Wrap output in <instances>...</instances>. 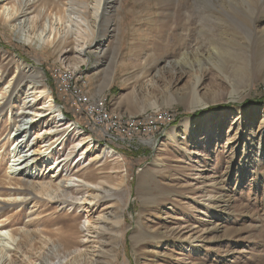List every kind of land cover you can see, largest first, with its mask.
<instances>
[{
    "label": "rangeland",
    "instance_id": "obj_1",
    "mask_svg": "<svg viewBox=\"0 0 264 264\" xmlns=\"http://www.w3.org/2000/svg\"><path fill=\"white\" fill-rule=\"evenodd\" d=\"M24 1L36 3L28 15L13 23L0 18V196L7 200L0 202V223H7L0 236V264L57 263L63 254L51 234L67 232L68 225L78 233L76 241L85 239L91 213L76 209L70 197L64 203L60 196L64 186L82 182L71 180L70 172L84 177L88 169L94 174L92 182L110 190V199L94 210L107 214L110 226L95 239L93 262L86 264H264V161L259 148L264 128L258 127L264 115V49L247 37L241 11L228 13L223 0H107L108 24L102 26V35L89 33L91 45L105 40L103 55L92 48L83 62L75 53L74 22L78 16L89 17L91 0H49L45 5L42 0ZM250 2L249 8L257 7L258 20L264 0ZM35 7L42 9L41 16ZM202 8L206 15L200 13ZM220 32L234 39L237 60L220 58L211 50ZM48 35L58 38L59 48L44 42ZM68 35V43L60 48ZM242 43L251 48L242 49ZM191 44L201 47L200 57L207 52L204 66L191 57L182 59ZM143 54L148 62L142 61ZM31 68L41 73L39 89L32 88L35 81L27 72ZM202 69L208 71L195 93V76ZM56 70L73 74L72 92L83 90L91 105L106 100L108 110L120 119H168L157 130L128 140L104 138L89 116L76 111L72 95L62 92ZM48 98L64 119L80 126V134L97 143L96 153L111 150L121 161L115 163L106 151L90 167L82 151L69 156L78 139L65 131L58 137L46 134L54 126L52 116L46 117ZM39 110L44 117L35 112ZM238 119L243 120L248 143L234 157ZM18 126L27 128L23 143L30 141L22 151L30 157L24 174L16 166L21 154L14 138ZM39 132L45 135L37 140ZM40 146L48 152L38 160L34 151ZM63 160L71 171L57 167ZM10 179L27 186L17 185L22 188L18 191L4 188ZM50 183L59 189L41 190ZM214 216L220 219L212 222ZM208 227L212 230L204 233ZM27 233L31 240L20 246Z\"/></svg>",
    "mask_w": 264,
    "mask_h": 264
},
{
    "label": "bare ground",
    "instance_id": "obj_2",
    "mask_svg": "<svg viewBox=\"0 0 264 264\" xmlns=\"http://www.w3.org/2000/svg\"><path fill=\"white\" fill-rule=\"evenodd\" d=\"M250 1H247V0H223L224 4L225 5L227 4V6L229 7V9L227 8L229 10L228 13H230V11H231L234 14H236V13L238 14L241 11V15L244 16V18L246 17V21H245V25H244V31L248 33L247 37H250L252 40H255L257 42V46H258L259 50H263L264 49V14H262L258 18V20H256L255 19L256 18L255 12H256L257 7H255L254 6L255 4H253V6H251L249 8L250 3H251ZM41 2L45 5L46 2L47 3L49 2V0H42ZM204 2H206V1L204 0ZM35 4L36 3L31 4L29 1H24V0H0V18L3 21H5V23L6 22H12L13 23V22L25 17L26 15H28V11H30L32 6H34ZM89 4H90V5H88L89 12L87 11L89 17L86 18L85 16L81 15V16L77 17V20L79 22L78 21L74 22L75 27H78V29L82 30V31H80L78 29L75 30V32H78V33L75 34L76 38H75L74 42H75V47H76L75 53L79 59L83 60V62L88 59L87 55L92 50V48L93 49L95 48V54H97L99 56L103 55L101 48L103 47L105 40H98L95 43V45H91L90 41H89V39H91V38H89V33H92L93 35H102V29L101 28L103 25L108 24L107 23L108 22L107 21L108 10H109V7L111 5L110 3L107 2V0H91ZM9 5H11L10 6L11 10H10V8H6ZM219 6H221V4ZM241 6H243V7L246 6V10L243 11ZM202 9H203V11L200 13L206 15L204 13V8H202ZM5 10L6 11L8 10L7 14L5 13L6 12ZM34 12L37 13L38 17L42 15V9H38L37 7H35ZM216 20H218V18ZM239 21H242V20L239 19ZM71 22H73V21H71ZM71 24L67 26L69 29L72 27ZM44 31H42V32H44ZM201 34H203V32ZM44 35H45L44 33L38 34V36L40 38L46 37ZM204 35H205V33H204ZM51 36L54 37V35H48L47 38H45L44 42L46 44H50V45L55 44L54 46H56V48H59V46L56 45V43L58 42L57 41L58 38H56V37L53 38ZM216 38H219V39H217L216 43L211 42L210 48H213L211 50H213L216 54L220 55V58H223L222 57L223 55H224V57H225V55H227L229 58H232V59L234 58L237 60L238 59L237 55H236L237 53L234 54V52H236V50H235L236 47L235 48L232 47V45L235 44L234 39L233 40L227 39L228 37L227 38L224 37V34H222L221 32H220V34L217 35ZM218 40H221L222 43H220ZM68 41H69V35H68V37H64L63 40H61L60 48L62 47L63 44H67ZM250 43L252 44V42H250ZM250 43H246V44L242 43L239 46L242 49L251 48ZM214 44H216V45L214 46ZM220 46H224L225 48L228 47L227 49L221 48V51H223V50H227V51L225 53H222L219 50ZM194 47L195 46L192 44L190 45L191 50H189V47H187V50L184 51L182 54V59L191 57L194 64H197L198 66L203 65L201 62L203 61V57H206L204 55H205V53L207 55V52H205L202 55V57H200L201 47H199V46L195 47V48ZM147 59L148 58L145 57L143 54L142 61L148 62ZM207 59L210 61L213 60L210 57H207ZM164 63L166 65L167 64L170 65L171 62L169 60L165 59ZM203 63H205V61ZM191 64H193V63H191ZM260 65H261L260 69H262L261 70L262 72H260V80L262 82H264V55H263L262 62L260 63ZM211 66H213V65H211ZM215 68L219 70V67L217 64H216ZM230 68H233V70H234V67H230ZM207 71H208L207 69H202L201 73L197 72V75L195 76V78L198 79V82H197V84L194 85V92L195 93L198 91L202 77ZM27 72L29 73V75H28L29 79L33 80V82L35 81L36 87L33 86L32 88L33 89L34 88L39 89L41 87V82L37 81V78L41 77V73L36 72L32 68H31V70L29 69V71H27ZM200 74H201V76H200ZM110 81H111V79L108 81L106 86H108L110 84ZM16 86L17 85H14L12 92H14ZM81 92L84 94L83 90H81ZM8 102H10V101H8ZM102 103L104 104V102H102ZM44 106L50 112L49 114H46V117L51 115L52 119L50 122H53V125H54V126H51V130H53V132H51L50 130H47L46 134H53V135L57 136L62 131H65L66 133H68V136L75 134V136L77 137L78 142L76 145H73L72 151L71 152L69 151L70 152L69 156H72L76 150L82 151V155H86L85 156L86 159H90V163H91L90 167H93V165L95 163L100 162L101 159L105 157L107 149H104L103 153H98V152L96 153V150H97L96 144L97 143L95 144L94 140L90 136L80 134L81 128L78 124L73 123L72 121H67L66 119H64L65 115L62 113V111H59L56 109V106L53 105V100L51 98L47 99ZM1 109L2 108H0V110ZM35 112L39 113L40 110L35 111ZM205 113H207V112H205ZM40 116L44 117V115H42V114H40ZM91 119L92 118H90V120ZM260 119L261 120L259 122L258 127H259V131H262L264 128V115L263 114L261 115ZM237 121H238V125L236 127L235 137L233 139L234 140V150H235L234 154H233L234 157L238 154L239 147L242 144L248 143V139H245V137L243 136L244 133H243L242 128H241L242 127L241 125H243V120L238 119ZM101 131L104 134V131L103 130H101ZM16 132H17L16 136L14 137V138H16V140L15 139L14 140L16 142V147L19 148V150H21L20 158H19V160L16 161L17 162L16 166L19 167L18 170L20 171V173L24 174V173H27V170L29 168L28 161H29L30 157L28 156V154L22 155V153H23L22 151H24L23 150L24 147H26L30 144V141L28 139L25 143H23L28 136L27 128L25 130H22L18 126ZM20 134L21 135L24 134V139H20L21 138ZM19 135H20V138H19ZM44 135L39 132L37 134L36 139L40 140L44 137ZM45 147L46 146H40L39 148H37V150L34 151V153H35L34 156L36 158H38V160L44 159L46 157L45 155L48 152V148L43 150V148H45ZM259 148L261 151V155H260L261 162H263L264 161V140H263V146L262 147L260 146ZM107 153L110 155L109 157H111L113 159L112 161H114L115 163H119L121 161L120 157H116L115 155H112L113 153L111 150L107 151ZM42 155L44 156V158L41 157ZM65 161L66 160L59 162L57 164V167H61V165H62L63 169L66 168L67 171H71V169L67 168V164L65 163ZM199 167H202V166H199ZM204 168H205V166H204ZM100 170H102V168H100ZM69 175H70L71 180L74 177H76V178L80 179L82 182H80V184H77V186H71V185L64 186L62 191H61L62 196H60V198L63 197L62 199L64 201L66 200L65 198H69V197L71 199H74L73 204L75 205L76 209H83L86 214H88V213H91V214L88 215V218L86 219L87 225L85 226V233L87 235H86L85 239L82 241H76V235H78V233H75L74 226H72V225H68L67 232H64L63 230H56V231L52 232L53 234H51V235H54V237L51 238V240L53 241V244L56 247V249L59 251V253L63 254V258H61V259L59 258V260H57L58 262L53 263V264H86L87 263L86 261H92V258H93L92 256H93V253L95 252V246H94L95 239L100 238L101 234L104 233L105 231H108L109 226H110L109 225V218L110 217L107 216V214L103 215V211H100V212L94 211L99 202H101L103 200L110 199V194H109L110 190L104 188L102 185H99L100 183L96 184L95 182H92V180H94L93 179L94 174H93V172L89 171V169L83 174L84 177H79L75 173H71V172ZM5 181H8V180H5ZM6 185H8V186L4 187V188H9L10 190L15 189L17 191H18V189L22 190V188H21L22 186H24V185L27 186L25 182L17 181V180L14 181V179H10L8 182H6ZM17 185H20L21 187H19ZM50 188L51 189H54V188L59 189V187L50 183L49 185L47 184L45 186H42L41 190L46 191ZM79 197H81V199H79ZM0 202H7V200L3 199L0 196ZM66 202H67V200L64 203H66ZM211 203L213 204L214 201L213 202L211 201ZM202 206L203 207L210 206V203H209V205H202ZM219 219H220V216H214L210 220L212 222H215L216 220H219ZM212 222H208L209 224H207V222H206L205 225H208L211 227L212 225L210 223H212ZM6 225H7V223L5 221L0 223V236H3L4 232H2V229ZM117 225L118 226L120 225V221H117L116 226ZM210 230H212V229L211 228L209 229V227H208V228L204 229L203 232L204 233L209 232ZM150 236H151L150 234L147 235V237H150ZM30 238H32V235H30V233L25 234V241L26 242L21 243L20 246L26 244ZM58 251H57V253H58ZM57 253L55 252V254H57Z\"/></svg>",
    "mask_w": 264,
    "mask_h": 264
},
{
    "label": "built area",
    "instance_id": "obj_3",
    "mask_svg": "<svg viewBox=\"0 0 264 264\" xmlns=\"http://www.w3.org/2000/svg\"><path fill=\"white\" fill-rule=\"evenodd\" d=\"M55 77L58 78L62 92L65 94H71L76 105V111L81 114L89 116L91 121L100 129L104 131V138L110 140H128L132 136L153 132L158 129V125L162 120L159 121V116L156 117L158 121L151 120L150 122L138 121L137 119H120L116 117L112 112L108 110L107 101L105 105L103 103H96V105H90L88 98L80 91L72 92L71 83L74 80L72 73L65 72L63 70H56ZM70 95V96H71ZM161 116V115H160ZM106 133V134H105Z\"/></svg>",
    "mask_w": 264,
    "mask_h": 264
},
{
    "label": "trees",
    "instance_id": "obj_4",
    "mask_svg": "<svg viewBox=\"0 0 264 264\" xmlns=\"http://www.w3.org/2000/svg\"><path fill=\"white\" fill-rule=\"evenodd\" d=\"M206 112V111H205Z\"/></svg>",
    "mask_w": 264,
    "mask_h": 264
}]
</instances>
